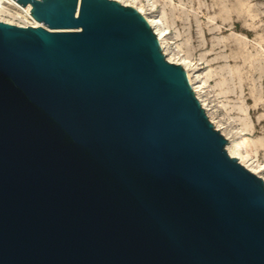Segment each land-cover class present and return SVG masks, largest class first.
Returning a JSON list of instances; mask_svg holds the SVG:
<instances>
[{"label": "water", "instance_id": "water-1", "mask_svg": "<svg viewBox=\"0 0 264 264\" xmlns=\"http://www.w3.org/2000/svg\"><path fill=\"white\" fill-rule=\"evenodd\" d=\"M0 20V264H264V179L118 0Z\"/></svg>", "mask_w": 264, "mask_h": 264}, {"label": "rangeland", "instance_id": "rangeland-1", "mask_svg": "<svg viewBox=\"0 0 264 264\" xmlns=\"http://www.w3.org/2000/svg\"><path fill=\"white\" fill-rule=\"evenodd\" d=\"M131 1L162 19L170 46L201 73L211 113L264 166V0Z\"/></svg>", "mask_w": 264, "mask_h": 264}, {"label": "bare ground", "instance_id": "bare-ground-1", "mask_svg": "<svg viewBox=\"0 0 264 264\" xmlns=\"http://www.w3.org/2000/svg\"><path fill=\"white\" fill-rule=\"evenodd\" d=\"M119 1L125 5H132L136 7L146 17L153 30L155 31L160 41L161 47L165 55L168 57L167 59L171 62L183 65V67L187 71L189 81L198 99L202 103L205 110H207L206 112L210 119L213 121L215 127L223 132V134L226 135V138H228V142L234 155L238 159L242 160L243 165H245L248 169L264 179V172L262 171L264 166L257 162L258 160H256L255 155L253 154L254 152H252L253 150H251L250 148L251 145L249 147V140L247 141L246 137L243 136L244 134L231 137L228 133L227 126L220 119H216L215 116L211 113L208 103L206 102V98L204 97V92L202 91L204 87V80L203 77H201V73L193 71L192 68L194 64L192 63V61L187 56L182 55V53L180 54V52H176L175 49L170 46L167 40L168 31L162 19L157 15H150L148 12H146L142 5H139L134 1ZM30 5L31 3L22 5L16 0H0V20L17 25L38 26V22L36 21V19L28 12V8ZM17 18L25 20L26 23L24 24L15 22V19Z\"/></svg>", "mask_w": 264, "mask_h": 264}]
</instances>
